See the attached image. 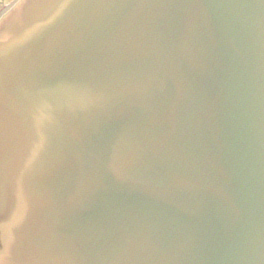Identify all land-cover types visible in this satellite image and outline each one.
<instances>
[{
    "label": "water",
    "instance_id": "1",
    "mask_svg": "<svg viewBox=\"0 0 264 264\" xmlns=\"http://www.w3.org/2000/svg\"><path fill=\"white\" fill-rule=\"evenodd\" d=\"M0 264H264V0L5 5Z\"/></svg>",
    "mask_w": 264,
    "mask_h": 264
},
{
    "label": "rangeland",
    "instance_id": "2",
    "mask_svg": "<svg viewBox=\"0 0 264 264\" xmlns=\"http://www.w3.org/2000/svg\"><path fill=\"white\" fill-rule=\"evenodd\" d=\"M6 0H0V8L2 7V5L4 4Z\"/></svg>",
    "mask_w": 264,
    "mask_h": 264
}]
</instances>
